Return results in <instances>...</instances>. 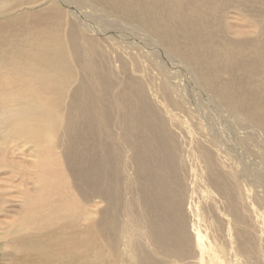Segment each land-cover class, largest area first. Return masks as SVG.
Wrapping results in <instances>:
<instances>
[{"label": "bare ground", "instance_id": "bare-ground-1", "mask_svg": "<svg viewBox=\"0 0 264 264\" xmlns=\"http://www.w3.org/2000/svg\"><path fill=\"white\" fill-rule=\"evenodd\" d=\"M54 1L0 0V170L22 205L9 264H264L229 220L242 224V165L264 188L242 164L264 141V0ZM134 57L156 85L132 79Z\"/></svg>", "mask_w": 264, "mask_h": 264}, {"label": "rangeland", "instance_id": "rangeland-1", "mask_svg": "<svg viewBox=\"0 0 264 264\" xmlns=\"http://www.w3.org/2000/svg\"><path fill=\"white\" fill-rule=\"evenodd\" d=\"M90 1L97 5L95 0H90ZM51 3L55 4L57 7L62 9L61 6H59L54 0H32V4H30V5L24 4V5H22L19 8V10L27 8V7L28 8L30 7V8L40 9V8L46 7L48 4H51ZM169 3H170V5L177 6L179 4V0H169ZM84 4H85V2H84ZM79 5L81 6V4H79ZM82 6H84V5H82ZM85 8H87V7H85ZM97 8H98V6H97ZM87 9H89V8H87ZM65 14H67V13L65 12ZM105 14H109L112 17L119 18L120 20L124 21L125 23H128L126 18L123 15L122 16L120 14L115 15L114 13H112L110 11H105ZM230 17H231L230 24L234 28H237L238 27L237 26L238 23H237L236 19L234 18L235 14H230ZM135 25L139 26L138 24H135ZM122 32H125V31H122ZM101 40L104 41V42L107 41V40H105L104 38H101L99 41H97L98 44H101V46L103 48V43H102ZM126 54H127V56H125L120 51V49L117 48L116 49V58H114V59H115L116 65H118L119 69L122 67L123 64L126 63V67L128 66L126 69L128 71L127 70H125V71L126 72H131L130 67L132 66L131 62L133 61L132 57H131L132 52H126ZM134 56H136V55L134 54ZM100 57H101V61L105 62L103 53H101ZM143 62L145 63L144 66H143ZM149 62L150 61L145 62L144 60H140V58L138 59V58L134 57V62L133 63H134L135 66L133 65V67L131 68V69L134 70V72L131 73V74H133L132 79L142 81L141 79L137 78L138 77V72L141 71L144 74V82L146 83V85L147 84L156 85L158 76H159L160 73H162V71H160V69L155 64H153L152 67H151V65H149ZM129 65H130V67H129ZM219 76L221 78H227V76H225V74H220ZM126 81H127L126 78H122V79L119 78L118 79V82H126ZM162 99L164 100V102H166L167 105L170 106L169 109H172L174 112L180 111L178 113L180 115L185 114L186 111H184V109L182 107V102L179 101L180 99L171 98V97H168V96H165ZM175 104H178V105H175ZM185 119L188 120V117L186 116L184 118L185 123H187ZM248 126H250V125H248ZM246 127L247 126H242L243 132L245 130L250 131V128H246ZM254 130H256V129H254ZM252 131H253V129H252ZM261 133L264 135L263 132H261ZM254 142H257V141L251 142L248 147L247 146H243L242 147V150H244V151H242V154L244 155V156L242 155V164H243V157H244V159H245L244 161L245 162H248V163L253 162V163H251L252 165L255 162L256 165L259 164L257 166L264 168V156H263V162H259V160H258L260 154H264V148L262 147V146H264V141H260V142H263V143H258L255 146H252V143H254ZM3 145L4 144L0 143V151L3 149V147H4ZM258 147H260V148H258ZM256 148H257V150H256ZM196 149H197V151H199V147H196ZM260 149H263V150H260ZM260 152H262V153H260ZM251 153H253L254 155H251ZM245 155H247V156H245ZM255 159L257 160V162H256ZM247 170L248 171L250 170V171L246 173V171H244L243 165H242V176H243V178H242V187H244V188H242V193H244V194H242L243 195L242 197H244V200L242 198V204H243L242 205V224L240 225V224H237V223H233V220L230 217H229V220L232 223L231 227L233 228V230H234V228L238 229V228L242 227V234L244 233L245 236H246L245 238L242 237V243L246 242V241H249L252 244L255 243L256 245L264 246V239L263 240L261 239V241H260V238L257 239L258 238L257 236L261 235L260 231L261 230L264 231V223L263 224H258V225L255 224V222L253 220V216L254 215L252 213V211L254 210L253 205L257 208L255 210L258 211L259 207H261V206L257 205V204L260 203V202H262V203L264 202V196L261 195V194H264V192H263L264 188H262L260 186L259 187L253 186V184H252L253 181H251L253 179V177H251V176H253L254 173L251 171V168H247ZM259 171H260V169H259ZM243 172H245V173H243ZM250 172H251L252 175L250 174ZM248 175H250V177ZM249 178L251 180H249ZM18 182L19 181L14 182V177H12V173L10 171H8L5 168L0 170V264H9L10 263L9 262V260H10L9 253H11L12 250L9 248L10 246H7V244L9 242V239L13 238V236L18 233L15 229H18L20 231L19 227L17 225H14V223L18 219V212H19V210H20V208L22 206L21 205V201H20V196H19V193H18L19 190L17 189V186H15ZM252 187H254V189ZM247 188H248V190H247ZM258 188L259 189L262 188L263 190L261 189L262 190L261 191ZM249 189H253V190L249 191ZM248 192H250L252 196ZM254 192H256V194H258V192H260V193L258 195L254 196V194H255ZM249 196L252 197V198H250ZM253 196L255 198H257L259 196V199H255ZM253 199L255 200L256 204H254V200ZM244 204H245V206H244ZM263 204H261L263 208L261 207L262 209H259V211H261V213H262L261 217H260L261 221L264 222V205ZM247 205L249 207H251L253 210L251 208L249 209ZM250 215H252V217H250ZM14 220H16V221H14ZM245 220H246V222H245ZM248 232H249V234H248ZM231 233H233V232H231Z\"/></svg>", "mask_w": 264, "mask_h": 264}]
</instances>
